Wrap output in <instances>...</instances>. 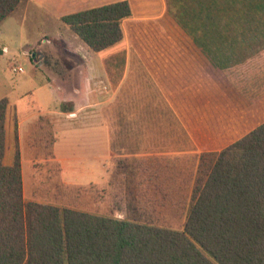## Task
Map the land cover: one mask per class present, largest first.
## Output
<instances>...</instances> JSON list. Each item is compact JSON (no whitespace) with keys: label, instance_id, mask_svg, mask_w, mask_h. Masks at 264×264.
Returning <instances> with one entry per match:
<instances>
[{"label":"rangeland","instance_id":"obj_1","mask_svg":"<svg viewBox=\"0 0 264 264\" xmlns=\"http://www.w3.org/2000/svg\"><path fill=\"white\" fill-rule=\"evenodd\" d=\"M20 1L16 9L0 23V51L5 49L6 52L2 46L8 49L6 55L0 54V100L6 99L22 108L32 106L34 111L37 106L44 109L50 104L45 82L52 81L58 67L68 66L74 72L80 64L74 56L78 53L64 43L75 44L69 28L46 11L35 9L27 0ZM231 1L232 4L238 2L234 5L237 11L234 12L235 18L226 21V26H232L226 28V35H217L225 51L221 58L207 54L204 69L209 75V84L198 81L193 87V84L179 85L182 89H178L176 98L182 101L188 99L196 104L187 106L190 109L187 111L188 117L184 116L187 107L168 106L163 97L167 96V91L154 85L135 48L124 41L115 51H124L128 59L124 60L121 54L113 53L104 61L105 74L96 73V78L92 77V104H87L91 100L81 92L73 111L66 116L61 115L66 129L70 126L81 129L75 134L66 130L68 139L65 146L70 143L74 149L66 151L64 156L82 158L92 155V158H96L98 155L105 157L106 152L107 183L64 182L56 163L49 161L51 140L45 134L51 133L54 122L34 123L22 135V143H25L21 156L24 160V202L66 207L118 219L126 216L128 204L132 203L142 221H152L156 226L182 231L191 192L199 178L202 156L219 153L227 143L236 140L229 138L228 142L219 134L215 136L205 120L211 115L209 107L198 104L203 100L197 95L200 90L205 86V96L220 94L222 104L227 106L231 102L238 106L244 97V101H253L242 110V114L236 116L235 121L240 124L241 130L235 127L234 131L245 133V123L248 131H251L264 122V0ZM224 9L233 11L228 3L224 4ZM54 39L57 44L53 43ZM41 50L47 51L46 65L40 63L38 58L37 51ZM123 60L127 62L129 70L121 86L118 85V69L122 67ZM254 62L258 63L254 66ZM18 66L23 69L22 73L13 71V67ZM233 76L235 81L243 76L241 83H231ZM116 86L118 90H114ZM110 94L112 98L106 99ZM213 101L211 99V103ZM57 107H51L49 111ZM193 117L199 121L191 123ZM38 126L47 132L44 135L40 133L44 137L37 142ZM26 145L32 147L29 149ZM13 153L10 151L4 156L3 164L14 160L16 151ZM120 160L126 167L123 171L117 170ZM118 206H121L120 211L117 210Z\"/></svg>","mask_w":264,"mask_h":264},{"label":"trees","instance_id":"obj_2","mask_svg":"<svg viewBox=\"0 0 264 264\" xmlns=\"http://www.w3.org/2000/svg\"><path fill=\"white\" fill-rule=\"evenodd\" d=\"M237 3L167 0L160 23L128 26L130 44L156 70L182 68L195 52H224L217 35L232 26L226 21L235 18ZM18 4L0 0V23ZM130 15L124 1L60 20L98 53L121 43V22ZM6 106L1 99L0 264H264V122L219 153L202 156L183 229L176 231L142 221L132 203L118 219L24 202L18 157L3 164ZM119 169H126L121 160Z\"/></svg>","mask_w":264,"mask_h":264},{"label":"crops","instance_id":"obj_3","mask_svg":"<svg viewBox=\"0 0 264 264\" xmlns=\"http://www.w3.org/2000/svg\"><path fill=\"white\" fill-rule=\"evenodd\" d=\"M124 1L127 2L131 15L130 18L125 19L121 22V29L123 33V40L121 41V43L125 41L127 44L132 46L130 44L128 37V26L133 25V23L136 24L142 23L145 25L148 24V22L160 23L167 10V0H27L26 2L29 4L32 3L35 9L39 11H46L49 16L61 22L60 19L63 16L85 10L97 9L103 6L111 5L118 2H124ZM19 2L21 1L19 0ZM73 37L76 40L75 44L73 43L74 45L68 42H64V43L67 44V46L70 49H73L74 52L78 53L77 55L74 54V56H76L75 60H78L80 65L74 69V72H72V70L68 66L67 67L62 66L60 68L58 67L56 74L54 75L56 82L53 77H52L53 78L52 81L45 82L46 93L48 97H50V104L48 103L47 107H45L44 109H39L37 106L34 108L33 111L32 106H30V108L28 107L22 108L19 107V104L10 103L5 99L7 101V106L4 117V147H5L4 156H6L7 153L10 151L14 152L13 154H15L16 151V156L18 157L20 163L21 181L23 178V163H24L23 157L21 156L23 155L22 152H23V148L25 147L24 146L25 143H22L23 132L26 131V128L30 124L32 125L34 123L40 124L43 122H50L53 124L54 122L52 128L50 129L51 133L49 135L45 134L47 131L43 132L42 126L37 127L36 130L39 134L37 142L43 139L44 134L45 137L50 136L49 138L51 140V145H50L51 158L49 161H51L52 163H56L59 170L58 172L62 180L67 183H78V184L93 182L99 185H104L107 183L106 172L108 167L106 164H107L108 155H106V152H104L105 157L98 155V157L96 158L94 157L92 158V155H89L88 157L85 156L82 158L64 156L66 154V151L71 152L74 149V146L70 143L67 146H65L66 145L65 142L68 139L66 136V130L69 129V131L72 134H75V131L81 129H73L71 126L68 129H66V126H64V121H61V118L63 117L61 115L66 116L68 112L73 111V108L77 106L76 100L78 99L79 94L81 92H83L85 98L87 97L88 99L91 100L92 89H93L92 77L96 78L95 75L96 73L99 74L104 72V61H106V59L109 56H111L113 53L116 54L119 53L122 55V59L127 60L128 54L125 53L124 51H120V52L115 51V49H117L121 43L108 50L94 53L90 51L86 46H84L83 43L75 35ZM46 42H50V41L46 40ZM53 43L57 44L56 39L53 40ZM2 47L6 48V52L0 51V54L4 56L8 53V49L6 46H2ZM37 53L40 63L43 62L44 65H46L48 63L47 51L41 50V51H37ZM222 53L223 51L222 52L217 51L211 54L208 53V51L195 52L193 53V56H191V58L189 57L190 60L184 63L182 68L173 67L171 65H169V67H164L163 65H160L158 67L159 70L154 69L157 67L156 66L153 67L154 65H152L150 61L148 60L144 61L143 58L139 56L138 52L136 54L138 55V58L141 60L145 70L149 73V75L152 76L154 85L157 88H162L164 91H167L166 93L167 96H163V97L167 101L168 106L170 108H173L176 105L178 106L183 105L185 107L187 106L191 107V105L193 106L196 105L193 104L191 101H187L188 99L182 101L183 99L178 100L176 98L178 89L180 90L182 89V87L179 85L184 83L189 85L193 84L192 85L193 87L198 81L202 84L203 83H205L206 85L209 84L210 82L209 75H207V70L204 69L208 61L207 54L212 55L213 58L216 57V55L218 58H221L220 55ZM124 60L122 61V67L118 69L120 76V79L118 80L119 83L118 85L121 86L123 85L125 80V75L129 70V67L126 66L127 62H124ZM257 63L258 62H254L253 65L255 66ZM85 65L87 66L86 68H84ZM172 71L175 72L176 74L175 76H173ZM22 72L23 69L19 73ZM178 72H179V76H177ZM56 76L58 79L56 78ZM242 78L243 76H240L239 78H237L238 80L235 81L234 80L235 76H233L231 83L235 81V83L238 82L239 84L241 83L240 80ZM117 87L118 86H116L114 90L115 89L118 90ZM103 88H107V87L104 86ZM203 92H205V86L203 87L202 90H200V94H197L200 95V98L203 99L201 102H198V104L207 105V107H209L211 115L210 118L209 117L205 118V120L207 121V124L209 123L210 129H212V131L215 133V136L219 134L220 138H223L228 141L229 138L239 139L249 132L248 131L249 128L245 123L244 131L246 132L238 133V131L241 130V127L240 124L236 123L235 120H237L236 116L238 114H242V110L250 106L253 101L252 102L244 101L246 100V97H244L241 98L242 101L240 102V104H238V106L234 105L233 102L229 103V106H227L222 104L221 98L219 97L220 94H212V96H208V95L205 96ZM173 95L175 96V98L173 97ZM251 95H253V92ZM111 98L112 96L110 94L107 96L106 99H111ZM252 98L254 99V97ZM211 99H214L215 101L211 103ZM189 100H191V97L189 98ZM207 101H209V103ZM87 104H92V100L87 102ZM56 106H58L57 107L58 109L55 108L56 110L49 111L51 110L50 109L51 107H56ZM62 106L64 108L67 107V109L65 111H62L61 109ZM30 110L31 112H29ZM187 111H190L188 107L186 108V112L184 114V116L186 117H188ZM207 112L209 113L208 110ZM173 114L177 118L178 115L175 111L173 112ZM75 116L76 114L73 115V117ZM178 118H180L179 120L183 123L181 117ZM195 121L196 122L199 121L197 117H195V119L194 117L191 119V123ZM14 122L15 125H13ZM235 127L237 128L240 127L237 132L233 130L235 129ZM40 133H42L43 135ZM40 135H42V137ZM26 146L29 149L32 147L31 145H26ZM107 152H109V149H107ZM4 156L3 159H5ZM8 163L9 165H11L13 163V160H9L6 164L7 166H9ZM74 165H76L77 167Z\"/></svg>","mask_w":264,"mask_h":264},{"label":"built area","instance_id":"obj_4","mask_svg":"<svg viewBox=\"0 0 264 264\" xmlns=\"http://www.w3.org/2000/svg\"><path fill=\"white\" fill-rule=\"evenodd\" d=\"M2 52H5V49H3V51ZM13 71L14 72H21L22 71V68L21 67H13Z\"/></svg>","mask_w":264,"mask_h":264}]
</instances>
